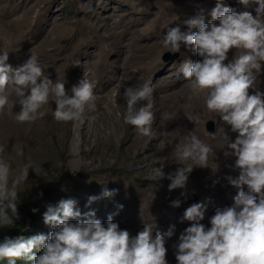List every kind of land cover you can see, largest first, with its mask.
<instances>
[{
    "label": "clouds",
    "instance_id": "clouds-1",
    "mask_svg": "<svg viewBox=\"0 0 264 264\" xmlns=\"http://www.w3.org/2000/svg\"><path fill=\"white\" fill-rule=\"evenodd\" d=\"M240 3L244 6L242 11L217 0L209 13L212 18L209 22H205L206 10L201 8L183 21L188 31H182L179 25L168 27L162 39L163 47L173 53L180 51L182 42L195 46L202 59H185L179 72L190 82L197 96L201 91L207 92V110L218 113L231 131L237 133L233 140L225 132L224 141L236 157L239 175L226 178L239 190L238 194L232 205L215 209L210 227L201 222L206 211L204 202L187 207L183 219L192 223L174 245L178 264H264V91L254 87L256 71L264 62V0H240ZM232 49L237 51L229 60ZM8 59V52L0 54V113L18 104L14 119L20 123L31 122L44 115L41 109L50 98L56 104L53 116L58 122L80 119L86 111L95 112L93 85L85 76L69 95L64 82H54L44 75L36 54H30L15 69L7 63ZM152 91L148 83L124 91V121L144 136L152 132ZM13 94L15 102L11 100ZM141 101L148 103L141 104ZM189 120L199 123L191 117ZM4 152V147L0 146V227L9 226L20 217L22 222L27 208L19 216L18 188L28 180L29 169L38 176L42 172L47 175L41 166L32 164L13 174ZM211 152V146L194 130L174 149L178 160L192 161L200 167H208ZM193 168L189 165L168 173L169 190L185 189L181 196L186 197L188 174ZM116 191L105 188L102 195L112 196ZM89 199L91 202L97 197ZM180 204V199L172 201L174 207ZM118 207L122 209L123 205ZM32 211L37 214L36 219L27 223L15 237L5 236L0 241V263L168 264L164 236L171 237L175 225L170 226L167 233H161L154 230L152 224L145 223L133 236L127 229H121L111 215L104 222L96 218L94 211L82 213L76 201L66 199L47 206L43 220L52 231L45 235L39 229L29 230L30 225L36 226L41 221L38 209Z\"/></svg>",
    "mask_w": 264,
    "mask_h": 264
},
{
    "label": "rangeland",
    "instance_id": "rangeland-1",
    "mask_svg": "<svg viewBox=\"0 0 264 264\" xmlns=\"http://www.w3.org/2000/svg\"><path fill=\"white\" fill-rule=\"evenodd\" d=\"M31 1L34 0H0V54L8 52L9 59L7 63L11 64L15 69L21 66L30 57V54L34 53L38 57L39 65L42 67L44 75L49 76L50 79L53 77L51 71L56 69L61 61L65 63L64 70L75 71L79 70L82 65L80 57L87 58V80L91 83L97 79L96 68L102 55L101 50L107 45L108 41L98 34L96 28L91 29L93 18L81 15V13L86 14L88 11L86 6L101 2L97 10V13L101 15L103 11H108L113 5L116 12L114 13V18L126 24L130 32L134 29V21L140 22L149 10V4L144 2V4L139 5L138 0H46L44 4L39 5L31 13H27V8ZM236 2L237 0H221L224 6L234 7ZM55 3H57L56 9H58L55 13L60 15L57 22H64L68 32L61 37L57 45L51 48L45 43L46 36H40L35 30L26 33L24 30L27 24L34 22L36 18L42 25H47L49 28L56 24L57 22L52 20L50 15L51 7ZM216 3H212L210 10L205 12V22H209L212 19L209 13ZM132 4L135 5L134 8ZM118 10H124L127 13L133 11L137 16L134 17L133 21V18L131 20L122 17L121 14H117ZM197 10L188 8L185 14L186 18L196 15ZM23 16L25 17L24 19H22ZM86 21V29L83 30L82 28H84ZM145 24V22H142L141 25L144 26ZM197 30L194 29L193 31ZM160 32H162V27L159 25L155 34L157 35ZM134 33L136 34V32ZM137 34L139 35V31H137ZM146 34L148 36L154 35L150 31H147ZM131 37V35L127 34L125 41L129 49L135 44ZM155 45L157 47L143 57L142 64L157 56L159 63L168 67L165 72L167 74L165 80L170 82H179L180 77H182L183 81L185 80L182 73L179 72L180 64L185 59H191L192 61L202 59L196 53L194 45L189 46L183 43L179 51L180 56L174 61H166L163 58V54L169 50L163 47L162 41L156 42ZM90 50L95 51L90 52ZM192 54H195V57ZM58 56L60 57L59 61H57ZM111 59H116L117 62H111L109 57L108 68L116 67L119 63H122L123 56L120 58L113 55ZM160 71L161 69H154L146 83L152 81ZM122 77V73L118 72L115 80H122ZM256 77V80L259 77L264 78V67H259V70L256 71ZM59 80L65 83V89L68 93L71 85L68 78L62 74ZM14 98L15 95L13 94L11 100H14ZM105 104L110 110L108 103ZM15 107L13 108L15 111L12 108L4 110L5 113L7 111L9 113L4 120L1 118L3 116L0 113V146L5 149L4 158L10 163L13 174L24 169L29 164L41 166L47 172V175L42 172L38 176L30 168L28 180L20 184L18 188L19 216L26 208H35L38 209L41 219L38 225H30L29 230L35 231L39 229L42 234H49L52 228L46 225L43 220V213L47 210V206L49 204L57 205L61 200L72 199L76 201V207L82 213L94 211L96 218L104 222L107 221L110 214L113 220L119 223L121 229H127L133 236L143 229L144 224L148 223L149 219L160 215L165 219L179 221L180 227L174 233V238L179 242L180 234L192 223V221L184 220L183 216L187 207L193 203L180 204L179 207H173L169 212L159 210L157 214L150 215L146 210L148 202L146 196L151 188L168 177V173H173L179 167H187L189 166L188 164L167 165L166 175L163 178L160 177L157 169L160 170L166 166L164 160L159 159L155 155L146 158L138 150L131 153L126 152L125 140L128 125L123 118L112 121L111 127L114 134L110 147L97 146L95 149H89L88 147L83 152H80L76 149V143L79 138L77 120L69 121L68 125H60L58 121H54L53 112L56 105L51 98L49 103L41 109L44 115L34 121L24 122L27 126L14 119L15 114L19 111V105L16 104ZM202 108L204 109L203 106ZM209 119H213L216 122L217 129L214 132L209 131L206 127V122ZM199 122L200 126L198 128L193 127L195 133L202 141L211 146L212 152L209 156L211 158H219L218 154L222 144L216 138L217 133L221 131L223 125H225V132L233 140L237 133H233L231 127L223 122L219 114L215 112L207 111L201 114ZM31 126L37 127V132H41L40 142L24 138L23 130ZM168 126L171 130L177 127L171 125L170 122ZM150 144V142H147L144 147ZM226 153L228 155L225 154L223 160H230L232 170L224 178H218L212 185L206 182V177L207 174L217 168V164L211 167L191 165L194 168L188 174L186 191L187 193H196L199 196V199L194 203L204 202L206 204L205 216L201 222L207 227L211 226L210 217L214 215L215 209L232 205L234 197L239 191L226 178L228 176L235 178L239 175V169L235 167L236 157L228 149ZM217 161L219 162V160ZM105 188L117 191L112 196L106 197L102 195ZM184 191L185 189L179 190L175 194L174 200L178 199L181 196V192ZM41 193L43 194L42 196ZM90 197H97V199L90 202ZM119 205H123V208L120 209ZM20 222L21 217L9 226L0 227V230ZM167 256L177 262L176 251L167 253Z\"/></svg>",
    "mask_w": 264,
    "mask_h": 264
},
{
    "label": "bare ground",
    "instance_id": "bare-ground-1",
    "mask_svg": "<svg viewBox=\"0 0 264 264\" xmlns=\"http://www.w3.org/2000/svg\"><path fill=\"white\" fill-rule=\"evenodd\" d=\"M44 1L46 0H34L31 1V3L29 2L30 5L27 8V13H31L39 5L44 4ZM138 1L139 5L144 4V2L149 4V10L146 13V16L142 18L140 22L134 21V17H136L137 14L133 11L127 13L124 10H118L117 12V14H121L122 17H126L131 20L133 18L136 27L134 26L132 32L128 30L127 25L123 24L121 20L114 18V13L116 12L114 11L113 5L108 9V11L104 9L105 11L99 15L97 10L101 2H96L94 5L89 4L86 6L88 9L86 14L81 13L83 17H90L94 19L90 26L91 29L96 28L98 34L102 38L106 39L108 43L101 50L102 55L96 68L97 79L92 83L97 107L95 112L86 111L82 118L77 119L79 138L76 143V149H78L80 152H83L88 147L89 149H95L97 146H101L103 148L110 147L114 134V131L111 127L112 121H115L118 118L124 119V114L126 113V100L124 99L125 89L128 87L139 88L143 86L151 77L152 71L158 68L161 69V71L158 73V75H155L152 81L148 83L153 90L150 98L152 104L151 111L154 115V120L151 125V135H141L139 134V131L136 127L127 124L128 130L125 144L127 153L138 150L139 153L146 158L155 155L159 159L164 160L166 166L160 170L157 169L160 177H162L166 175L167 165L172 166L179 165L181 163L194 165V162L192 161L185 162L178 160L175 156L174 149L177 144L185 140V137L188 135L189 131L194 130L193 127L198 128L200 126V122L196 124L194 121L189 120V117H191L193 120L199 121L200 115L208 111L205 106L207 92L201 91L199 96H197L194 92H192L190 82L187 80L183 81L182 77L179 78V82H170L165 80V76L167 75L165 72L168 67L160 64L157 56L152 57L143 64L142 59L147 53L153 51L157 47V45H155L156 42L162 41L164 35L167 33L168 27H176L179 25L182 31L188 30L187 26L183 23V21L187 19L185 14L187 13L186 10L188 8L198 9L197 11L203 8L206 10V12H208L212 6V3L214 4L217 1ZM56 5L57 3L51 7L52 11L50 12V15L52 20L57 22L60 15L55 13L56 10H58L56 9ZM135 5H133V8ZM234 7L240 11L244 10V6L242 3H240V0H237ZM254 7L255 5L253 6V11ZM111 11L113 12L111 13ZM24 18L25 17L23 16L22 19ZM142 22H145L146 24L142 26ZM86 25L87 21L85 22L84 28H82L83 30L86 29ZM159 25L162 27V32L156 35L155 31ZM31 30L37 31L40 36H46L47 39L45 40V43L51 48L57 45L61 37H63L68 32L64 22H57L49 28L47 25H42L38 18H36L34 22L27 24L24 32L26 33ZM137 31H139V35L137 34ZM147 31H150L154 35L148 36L146 34ZM134 32H136V34ZM127 34L131 35V40L135 42L131 49H129L125 44ZM111 37L112 39L109 40ZM181 44H183V42ZM92 51L95 50H90V52ZM236 51V49L230 50L228 54L229 60L234 57ZM113 55H116L120 58L123 56V61L116 67L108 68L109 57L111 62H117L116 59H111ZM192 55L195 57V54ZM86 59L87 58L80 57L82 65L80 66L79 70L75 71L64 70L65 63L61 61L60 65L51 71V74H53L52 80L55 82L56 80L61 79L62 74H64L71 83L70 88L68 89V94L72 95L71 90L73 86L78 85L84 76L87 79ZM59 60L60 57L58 56L57 61ZM260 67H264V62H261ZM118 72L122 73V80H115V76ZM254 87L264 91V78L259 77V79L255 81ZM251 91L254 92L255 89H252ZM15 98L14 100H16ZM105 103H108L110 110H108ZM140 103L146 104L148 101H141ZM139 106L140 105L137 107ZM11 108L14 110L13 108L16 107L14 106ZM1 114L3 116L1 118L4 120L6 115L9 113L8 111L7 113L3 111ZM54 121L56 120L54 119ZM169 122L171 125H175L177 127L174 130L169 129ZM67 123L68 122H59L60 125H66ZM224 127L225 125H223L221 131L218 132L219 134L217 133L216 135L217 140L222 144V148L218 154L219 158H211L210 156L208 157L209 167L217 164V168L213 172L207 174L206 182H208L209 185H212V183L218 178H224L232 170V164L230 160H223V157L227 151L224 141V134L226 131L224 130ZM23 135L24 138H27L30 141H41V132H37V127L31 126L30 128L23 130ZM147 142H150L151 144L144 147ZM217 160H219V162ZM170 183L171 180L166 177L148 192L146 196L148 199L146 210L150 215L157 214L159 210L169 212L174 207L172 205V201L175 199V194L181 189L177 188L170 191ZM148 223L154 226V230L160 231L161 233H167L170 226L172 225H175V232L180 227L179 221H173L171 219L169 220L168 218L165 219L162 217V215L149 219ZM164 239L168 249L167 253L176 251L174 245L178 244V241L174 238V234L171 237L165 235ZM166 258L168 262H170L168 264H178V262L171 260L168 256H166Z\"/></svg>",
    "mask_w": 264,
    "mask_h": 264
},
{
    "label": "water",
    "instance_id": "water-1",
    "mask_svg": "<svg viewBox=\"0 0 264 264\" xmlns=\"http://www.w3.org/2000/svg\"><path fill=\"white\" fill-rule=\"evenodd\" d=\"M180 56V52H165L163 58L166 61H174ZM206 127L209 131L214 132L217 129L216 122L213 119H209L206 122ZM178 199L181 200V204L187 205L196 202L199 199V196L196 193H187V196H179Z\"/></svg>",
    "mask_w": 264,
    "mask_h": 264
},
{
    "label": "trees",
    "instance_id": "trees-1",
    "mask_svg": "<svg viewBox=\"0 0 264 264\" xmlns=\"http://www.w3.org/2000/svg\"><path fill=\"white\" fill-rule=\"evenodd\" d=\"M22 217H23V220L21 223L15 224L11 228L6 227V228L0 230V241H2L5 236L15 237L17 235V233L23 227H25V225H27V223L32 222V220L37 218V214L35 212H33L32 209L27 208V210L23 213ZM10 232H12L13 234L12 235L8 234ZM0 264H2V263H0Z\"/></svg>",
    "mask_w": 264,
    "mask_h": 264
}]
</instances>
